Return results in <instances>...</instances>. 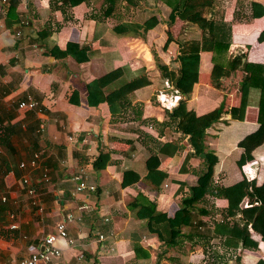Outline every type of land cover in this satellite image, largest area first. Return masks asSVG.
I'll return each instance as SVG.
<instances>
[{"label": "crops", "instance_id": "0c3cea01", "mask_svg": "<svg viewBox=\"0 0 264 264\" xmlns=\"http://www.w3.org/2000/svg\"><path fill=\"white\" fill-rule=\"evenodd\" d=\"M133 2L115 0L110 7L105 0H70V5L63 0H15L11 12L12 0H0V264H17L34 253L39 240L53 232L67 214L74 217L68 224L73 245L60 242L62 256L53 264H178L169 256L159 262L155 250L171 247L181 257L193 244L194 251L213 257L208 264H235L236 257L240 264L264 262V242L250 226L256 247L240 245L227 250L223 237L212 234L213 225L225 217L224 199L208 195L196 205V211L205 207L207 199L214 205L213 209L205 207L208 215L196 214L201 224L199 235L209 233L205 249V240L190 238L191 227L185 226L180 229L177 245H165L149 230L148 221L136 219L129 210L137 201L153 204L157 211L172 217L188 196V187L194 186L207 168L203 159L194 157L189 161V172L179 173L185 154L192 149L187 138L169 129L167 115L169 105L175 107L185 98L169 86L156 65L158 61L170 70L178 54L200 55L199 82L186 100L187 109L196 116L222 112L218 123L204 133L206 149L218 158L213 184L231 185L241 179L231 160L236 161L241 154L237 142L257 129L258 109L249 106L243 121L231 120L238 104V86L235 98L229 99L228 93L237 83L235 78L247 79L244 64L264 67V0H214L213 19L193 25L180 19L169 24L170 9L160 1L154 7L146 0ZM10 13L14 18H8ZM151 15L155 16L151 23L156 25L143 37L118 36L113 31L119 25L135 31ZM219 18L231 26L232 37L224 60H217L225 65L224 70L214 79L213 53L201 51V44L215 40V21ZM5 21L11 23L10 28ZM45 27L48 37L38 34ZM179 40L189 42L182 45ZM53 45L66 51V57L48 55ZM234 62L242 74L230 66ZM118 68L127 77L144 72L150 85L128 94L125 107L116 116L110 114L106 103L88 106L86 85ZM229 73L228 82L218 85ZM160 97L166 98L167 104L162 105ZM28 98L38 103L41 112L18 109V103ZM166 142L180 143L183 151L174 158L159 155L155 145ZM101 152L109 153L110 162L96 173L92 164ZM35 153L40 154L36 169H19V164ZM253 156L255 161L247 166L256 165L251 174L257 176L264 171L259 164L264 159V144ZM145 165L166 170L168 179L155 187L145 179ZM125 171H135L140 179L122 187ZM44 173L47 182L42 179ZM75 174L86 177L96 191L74 195ZM25 175L35 187L41 212L31 204L22 184ZM84 205L88 209L80 210ZM11 225L17 228L11 230ZM222 249L230 252L229 256Z\"/></svg>", "mask_w": 264, "mask_h": 264}, {"label": "trees", "instance_id": "16d2710c", "mask_svg": "<svg viewBox=\"0 0 264 264\" xmlns=\"http://www.w3.org/2000/svg\"><path fill=\"white\" fill-rule=\"evenodd\" d=\"M105 1L110 7L115 3V0ZM127 1L134 3V0ZM157 1L169 7V24L174 23L176 19L188 24H200L203 19H213L214 0H146L150 7H154ZM12 2L14 5H10L11 12L14 11L16 5L15 0H12ZM63 2L70 5V0H63ZM154 17V15H151L142 25L138 24L135 31L129 30L126 25L116 26L113 31L118 36L134 35L135 37H143L149 27L156 25L154 24L155 21L151 23ZM8 18H14L13 13H10ZM144 24L147 25L145 26ZM5 26L10 28L11 23L5 21ZM46 29V27L43 28L38 34L42 37H48L49 34ZM198 29L200 28L198 27ZM231 37V26L222 18H219L215 21V40L201 44V51L213 53L214 65L211 77L214 79H219L224 70L225 65L217 63V60H224L231 43ZM193 41L198 42L196 40ZM179 42L184 45L189 41L179 40ZM47 53L54 58L66 57V51H61L56 45L49 48ZM156 62L162 78L166 79L174 91L185 98L184 100H179L177 105L167 115L169 124L171 126L175 124L177 132L183 138H187V143L192 149V153L188 152L185 154L179 173L186 174L189 172V161L194 157L203 159L207 168L199 176L195 185L188 187V196L182 199L179 209L172 217H166L157 211L156 206L153 204L142 205L137 201L129 205L130 212L133 213L136 219L148 221L149 230L155 233L161 242L165 245L175 246L178 243L180 229L183 226L191 227L190 238L198 236L201 239H206L205 237L209 235V233L205 234L206 236L199 235L198 231L201 224L196 220V214L206 216L209 212L204 208H199L196 211L195 208L206 196L210 195L218 199H224L227 202L225 217L217 221L212 229V234L223 237V247L227 248V250H236L240 245L241 247H256V243L251 239L248 227L250 226L264 242V171L261 170V173L259 172L257 176L249 180L247 175L242 174L241 168L255 161L254 151L264 144V67L247 62L246 65L244 64L243 70L248 73L247 79L238 81L235 78L237 83L230 87L228 96L229 99H232L237 96L235 87L236 85L238 86V104L236 110L230 114L231 120L243 121L246 108L249 106L255 107L258 109V127L237 142L236 146L241 150V154L236 161L231 160L233 170L241 173V179L231 185L215 186L213 178L217 176L215 167L218 163V158L214 151L206 149L204 133L218 123L222 112L221 110H215L203 116H196L192 110L186 107V100L189 99L195 85L199 82L200 55L197 52L178 54L173 57L170 70L167 66L162 65L158 61ZM236 64V62L232 64L233 69H237L238 71L236 70V72L242 74V71L238 68L239 64L235 66ZM236 72L234 71V73ZM144 75L145 73L142 72L137 76L132 74L127 77L124 70L118 68L95 78L86 85L88 106L96 107L101 103H106L112 116L120 114L125 107L128 94L150 85V80ZM230 75L231 73L223 81H219L218 85L228 82ZM155 149L159 155L174 158L178 152L183 151V146L178 142H166L157 143ZM109 162V153L101 152L93 161V170L96 173L100 172L107 167ZM145 170V179L155 187L161 186L168 179L166 170L150 169L147 165H145ZM233 170L229 169L228 171L231 172ZM246 170L251 172V167L247 166ZM134 172L125 171L123 173L122 187L131 185V183H135L140 179V176ZM244 200H246V204L243 205ZM180 259L181 264H188L187 255L182 254ZM240 263V258L236 257L235 264ZM257 264H264V262L259 261Z\"/></svg>", "mask_w": 264, "mask_h": 264}, {"label": "built area", "instance_id": "2783aa9c", "mask_svg": "<svg viewBox=\"0 0 264 264\" xmlns=\"http://www.w3.org/2000/svg\"><path fill=\"white\" fill-rule=\"evenodd\" d=\"M6 2V0H2ZM19 36V33L16 34ZM162 104V103H161ZM164 104V103H163ZM162 104V105H163ZM167 107V105H166ZM173 106H169L168 109H172ZM18 109L24 111H39L41 109L38 106V103L34 101L32 98H28L18 103ZM40 161V154L35 153L32 155L31 159L26 162H21L19 164V169L21 170H34L36 169L38 163ZM45 182L48 181L47 174H43L42 176ZM249 180L252 178H248ZM22 184L25 186L28 197L31 199V204L35 206L39 212L42 211L41 205L38 203V199L36 196V190L33 184L30 182V179L27 175L22 177ZM72 181L74 182V191L73 194H80L82 192L94 193L96 191V187L94 185L87 184L86 177L81 174H75L72 177ZM2 202H5V198H1ZM88 209L87 205L80 207V210ZM74 217L72 214H67L64 220L58 224H56L53 228V232L45 234L37 245V249L34 253L30 254L27 258L20 260L17 264H53L55 260H58L62 256V249L59 247V243H64L66 246H72L73 241L68 237V224L73 222ZM17 226L11 225L10 229L14 230ZM98 239L100 241H104L103 235L98 234ZM228 252L225 249H222V253ZM230 252L227 253L229 256ZM209 257L207 253H198L196 251H192L189 256L188 264H208Z\"/></svg>", "mask_w": 264, "mask_h": 264}, {"label": "rangeland", "instance_id": "374dc122", "mask_svg": "<svg viewBox=\"0 0 264 264\" xmlns=\"http://www.w3.org/2000/svg\"><path fill=\"white\" fill-rule=\"evenodd\" d=\"M231 64V63H230ZM231 67H233L232 66V64L230 65ZM231 69V68H230ZM228 72H230V71H228ZM168 98L167 99H171L169 96H167ZM159 101H160V103H164V104H167V102H165L166 101V98H164V97H160L159 98ZM161 106V105H160ZM170 106V105H169ZM172 106V105H171ZM169 129L171 130V131H177V129H176V126H175V124L173 125V126H169ZM259 164H261L262 166H264V159L262 158V161H259ZM247 165H245V166H243L242 168H241V172H242V174H243V172L248 176V177H250V178H254L256 175H255V173H253V175L251 174V172H248L246 169H247V167H246ZM249 166H251V168H253V166H256V165H253V164H250ZM211 202V200L210 199H207V201L206 202H204L203 203V207L205 206L206 208H208V209H210L211 207H212V209H213V204H211L210 203ZM205 207H204V209H205ZM219 208V207H218ZM212 211V210H211ZM215 214V213H214ZM204 236H206V235H204ZM206 239H207V237H205ZM206 239H204L205 241H202V246L204 247V249L208 246V242L206 241ZM191 243V242H190ZM194 245V244H193ZM193 245H191V246H188L189 247V249L187 250L186 248L183 250V252H184V254L185 253H187L188 251L189 252H192V251H194V250H196V247L194 246L193 247ZM164 246V245H163ZM166 247V246H165ZM165 247H158L155 251L156 252H158L157 253V255H156V257H157V260L159 261V262H161V261H163V260H166L167 258H168V256H169V258H171V259H175V262H178V264H180L179 263V261H181V257L180 256H178V254H176V252L175 251H172V250H170V248L171 247H169V248H167V249H169L168 251H167V249L165 248ZM178 249V248H177ZM176 248H175V250H177ZM179 251L181 250V249H178ZM188 252V253H189ZM177 255V256H176ZM180 257V258H179ZM172 264H174V263H172Z\"/></svg>", "mask_w": 264, "mask_h": 264}, {"label": "water", "instance_id": "95a60500", "mask_svg": "<svg viewBox=\"0 0 264 264\" xmlns=\"http://www.w3.org/2000/svg\"><path fill=\"white\" fill-rule=\"evenodd\" d=\"M246 206V205H245Z\"/></svg>", "mask_w": 264, "mask_h": 264}]
</instances>
